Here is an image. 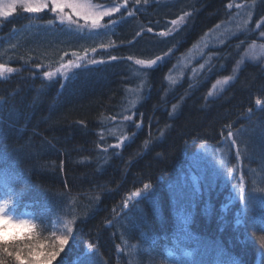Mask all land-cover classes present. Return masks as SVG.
Listing matches in <instances>:
<instances>
[{
    "label": "trees",
    "instance_id": "16d2710c",
    "mask_svg": "<svg viewBox=\"0 0 264 264\" xmlns=\"http://www.w3.org/2000/svg\"><path fill=\"white\" fill-rule=\"evenodd\" d=\"M244 4L250 24L172 83L187 49ZM262 16L264 0H131L100 29L51 8L0 20V64L14 69L0 78V200L29 215L50 264H173L188 249L190 264H264V70L247 64L209 97ZM74 52L68 79L45 78Z\"/></svg>",
    "mask_w": 264,
    "mask_h": 264
},
{
    "label": "snow or ice",
    "instance_id": "6c2138e0",
    "mask_svg": "<svg viewBox=\"0 0 264 264\" xmlns=\"http://www.w3.org/2000/svg\"><path fill=\"white\" fill-rule=\"evenodd\" d=\"M19 2L23 6V10L28 13H39L48 7V0H19ZM144 2L147 3V0H144ZM136 3L139 4L140 0H136ZM51 4L52 12L56 13L57 19H59L62 24L65 22L75 24L78 22V20H83L84 25H79V27L82 28L87 26L90 29H100L102 27H108V25H103L101 23L104 17L112 16L113 13L119 12L121 7L126 6L127 0H124L123 4H116L109 7L93 5L91 3V0H51ZM15 7V2L7 7H0V17H7L12 13ZM66 9H68L69 11H65ZM133 14L134 13L131 11L128 12L129 16ZM73 17H76L77 19L74 20ZM183 19L184 18L181 17L179 21L173 20L172 23L174 25L182 23ZM112 23L115 24L116 21H112ZM149 31H151V29H149ZM161 35H164V33H161ZM92 51H95V49H92ZM72 55L76 57L75 60H70L67 64H61L60 67L55 71L45 72V78L52 79L56 77L57 74H60L65 79H68L67 73L73 68H80L81 61L84 60V57L79 56L75 52L72 53ZM112 59H116V57H112ZM157 59H159V57ZM100 62L103 61H97L95 59L87 61V63L90 64H96ZM135 63L138 65L151 67V65L156 63V60L145 61L142 59H137ZM13 71L14 69L0 64V78H4L7 73H12ZM229 79H231V77L226 78L224 81H221L219 83L227 84ZM172 83H175V81L173 80ZM256 103L257 105H260L261 101L257 100ZM7 203L9 202L5 201L4 204H0V257H14L17 264H28L29 258L32 257L34 253V245L25 243L23 247H19L17 242L21 239L23 241H26L30 239V236L23 235V237H21L19 234H16L6 238V236L3 234L7 233L10 227L21 228L23 226H27L28 228L34 229L35 225L28 219L16 218L13 215L9 214L5 207ZM69 231H71L70 227ZM60 243L61 245H63L65 241L61 240ZM25 249H29V251L25 253ZM47 256L49 258L48 264H50L51 260L57 256V253L48 252ZM0 264H5L3 258H0Z\"/></svg>",
    "mask_w": 264,
    "mask_h": 264
},
{
    "label": "rangeland",
    "instance_id": "374dc122",
    "mask_svg": "<svg viewBox=\"0 0 264 264\" xmlns=\"http://www.w3.org/2000/svg\"><path fill=\"white\" fill-rule=\"evenodd\" d=\"M130 1L131 0H127V2ZM14 2L16 3V7H23L19 0H0V7H7ZM91 3L96 6L109 7L116 4H123L124 0H91ZM49 6L52 7L51 0H48V7L44 10L49 9ZM251 8V6L244 4L241 9H238L235 14L233 13L231 15V19L229 18L220 26L208 32L201 42H196L197 44L192 49L191 53L186 54L185 57L181 60V62L179 61L174 64V69L171 73V75H174V81L176 82L180 80L181 75L184 74L185 71H189L191 77H196L200 75L210 64L209 59L212 57L213 53H208L209 50L211 48L218 47L224 42L228 41L230 38L232 39L233 37L237 36L238 31L242 30V28L245 27V25L250 21ZM65 11L69 10L66 9ZM13 12L14 10L7 17H0V20L8 19L13 14ZM116 13L117 12L113 13V15ZM110 17L111 16L104 17V19H109ZM74 18L77 19L76 17ZM78 21L84 23L83 20ZM258 40L259 41L251 43L245 48V50H243L240 57V61H238V64L235 66L232 75H229L227 77H221L215 82H213V85L211 86V96H216L220 94L225 88H227L229 84L233 81L238 70L243 66V64L245 65L248 62H255L260 63L261 66L264 68V34H262ZM8 74L9 73H7L4 78H6ZM229 77H231V79L228 80L227 84L219 83ZM0 204L3 203L0 201ZM7 212L16 218H24L29 220V216L27 214H22L20 216L10 213L8 210ZM59 240H62V238H60Z\"/></svg>",
    "mask_w": 264,
    "mask_h": 264
},
{
    "label": "clouds",
    "instance_id": "9594fccd",
    "mask_svg": "<svg viewBox=\"0 0 264 264\" xmlns=\"http://www.w3.org/2000/svg\"><path fill=\"white\" fill-rule=\"evenodd\" d=\"M24 231V235L30 236V239L26 240V243L34 245L33 256L29 258L28 264H48V245L44 244L43 240L37 235L35 229L23 226L19 228ZM29 249L25 250L27 253Z\"/></svg>",
    "mask_w": 264,
    "mask_h": 264
},
{
    "label": "bare ground",
    "instance_id": "6f19581e",
    "mask_svg": "<svg viewBox=\"0 0 264 264\" xmlns=\"http://www.w3.org/2000/svg\"><path fill=\"white\" fill-rule=\"evenodd\" d=\"M194 48V46H190L187 51L185 52V54H188V53H191L192 49ZM263 69V68H261ZM264 70V69H263ZM190 78H193V77H190ZM133 165V166H132ZM126 172H130L131 175H133L132 177H142L143 176V173L142 171L140 170V167L136 164H134V162H129V168L126 170ZM189 250V249H188Z\"/></svg>",
    "mask_w": 264,
    "mask_h": 264
}]
</instances>
